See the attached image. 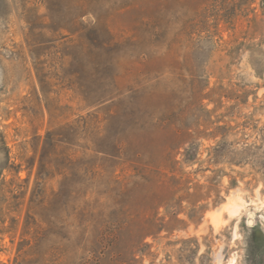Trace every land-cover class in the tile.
Segmentation results:
<instances>
[{"label":"rangeland","instance_id":"rangeland-1","mask_svg":"<svg viewBox=\"0 0 264 264\" xmlns=\"http://www.w3.org/2000/svg\"><path fill=\"white\" fill-rule=\"evenodd\" d=\"M0 264H264V0H0Z\"/></svg>","mask_w":264,"mask_h":264}]
</instances>
